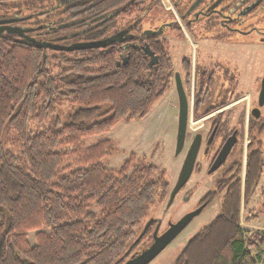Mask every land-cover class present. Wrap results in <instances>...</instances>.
<instances>
[{"label": "trees", "instance_id": "1", "mask_svg": "<svg viewBox=\"0 0 264 264\" xmlns=\"http://www.w3.org/2000/svg\"><path fill=\"white\" fill-rule=\"evenodd\" d=\"M4 2H24L32 15L48 9L37 8L34 0ZM161 4L90 0L63 25L70 12L42 15L61 26L36 39L56 45L101 42L128 31L126 40L104 48L58 52L18 34L0 35V264H125L153 243L158 223L149 222V209L169 199L166 175L135 154L120 170H108L101 162L114 155L113 144L85 148L83 142L121 122L146 118L172 88L169 41L152 33L162 27L182 32L180 25L174 18L143 26ZM193 11L178 13L186 22ZM196 70L194 116L200 119L218 106L207 103L213 81L200 66ZM183 71L190 91L192 59L185 58ZM65 106L73 112L64 120L59 112ZM45 124L50 125L34 128ZM248 149L244 179L240 154L199 205L207 207L224 194L221 213L188 241L174 264H259L251 251L263 249L264 231L247 237L241 216L260 186L264 152L253 144ZM75 157L82 168H63ZM261 206L259 216L264 201Z\"/></svg>", "mask_w": 264, "mask_h": 264}, {"label": "rangeland", "instance_id": "2", "mask_svg": "<svg viewBox=\"0 0 264 264\" xmlns=\"http://www.w3.org/2000/svg\"><path fill=\"white\" fill-rule=\"evenodd\" d=\"M190 0H161V10L156 13V10L147 14L148 18L143 26L146 29L150 26H159L160 21H171L176 19L182 30L180 36L184 40L178 39L174 31L165 29L160 37L167 39L171 48V58L173 60V70L180 72L181 61L183 58L192 59V86L190 91L185 88L188 94L192 109L189 114L188 132L186 136V144L182 152L176 156L177 134H178V114H179V98L176 92L175 85L164 96L162 100L157 102L151 113L142 120H134L131 122H121L118 126L108 131L106 134L97 135L86 138L83 142L85 148L97 146L100 142L110 141L113 144L114 155L104 159L101 163L108 170H120L126 160L132 154L137 155L140 159H146L148 165L157 166L160 172L164 173L170 183L172 191L179 179V173L183 167V162L188 154V150L197 134H202L203 139L208 136L211 126L217 118L223 122L228 132H232L238 128L240 132V145L237 151L230 157L229 162L219 171L214 174L207 173L211 162L202 157V151L196 160V168L193 171L190 181L175 197V201L168 206L169 199L163 203L153 205L149 209V220H161L159 232H165L170 223H177L182 217L191 214L199 208L203 198L209 193L215 192L216 183L219 182L225 170L232 163L236 162L240 154L243 160L242 178L245 176V167L247 163L248 146L253 144V147L259 149L261 147L264 152V107L261 109V118L254 120L251 114L252 109L258 107V98L260 87L264 77V43L259 42L258 33L250 35L248 40L252 41L251 46L236 47L232 46L230 50L223 51L222 56L216 58L215 53H211L208 58L209 47L215 43L214 35H209L208 41L204 40L203 36L213 32V27H218V20L207 21L206 24L198 22L193 25V33L198 35L197 39H193L188 33L185 20H182L178 10H184L190 5ZM249 1L247 4H249ZM259 2V0L257 1ZM171 3V4H170ZM172 9L166 10L167 7ZM199 5V4H198ZM197 5V6H198ZM179 6V8H177ZM194 6V5H193ZM189 12L192 10V7ZM169 15H168V14ZM196 13V11H195ZM198 15L197 13L195 16ZM244 16V15H243ZM242 16V17H243ZM197 17V16H196ZM264 17L261 11L246 14L243 18L248 26H258L261 19ZM173 21V20H172ZM196 22V21H194ZM206 25V26H205ZM237 26V24H234ZM227 28V27H225ZM228 30V29H227ZM220 29V37H229L231 32ZM237 36L242 35L236 31ZM182 37V38H183ZM213 48V47H212ZM213 50V49H211ZM232 54V55H231ZM215 59H219L215 62ZM215 64L223 65V72L219 74L220 81L211 86V99L207 102L210 106H218L211 114L196 119L194 116V99H195V82L193 81L198 66L203 70H208L209 66ZM209 71V70H208ZM225 77V79H224ZM235 80L231 86L223 80ZM225 88V89H223ZM222 94L219 95L220 92ZM220 96V97H219ZM69 107H63L59 116L64 120L68 114L72 113ZM50 124H45L42 127L35 126L34 128L42 129L49 127ZM254 125L253 132L251 127ZM259 128L263 129L262 133ZM252 132V133H251ZM205 140V139H204ZM203 147V146H202ZM202 150V148H201ZM67 171H75L82 168L79 158H69L66 160L64 167ZM224 194H218L215 201L205 207L204 211L193 219V222L187 226L182 233L176 237L171 244L160 253L150 264H174L178 259L187 243L194 235L199 233L206 225H209L217 215L221 213V205L224 201ZM264 201V173L260 182V186L254 195L250 198L248 207L242 212V229L245 230L247 237L264 231V214L260 215L261 205ZM259 217L258 220L248 221L252 216ZM148 220V221H149ZM36 233L32 232L28 235L31 245L36 242ZM251 253L256 257L260 264H264V247L260 251L252 250Z\"/></svg>", "mask_w": 264, "mask_h": 264}, {"label": "flooded vegetation", "instance_id": "3", "mask_svg": "<svg viewBox=\"0 0 264 264\" xmlns=\"http://www.w3.org/2000/svg\"><path fill=\"white\" fill-rule=\"evenodd\" d=\"M26 1H30V0H25V2ZM34 1H36V3L38 4L37 8H42V9L48 8V9H46V11H41L40 13H38L39 15L35 13L34 15H32L30 13L31 8L23 6L24 2L19 3V5L21 4V6H19L15 3L9 4L4 2V0H0V26L18 28L19 30L25 32L26 35L30 36L33 39H36L40 35H47L49 30L58 29V27L61 26L60 24H57L56 20L52 18H48L49 15L46 16H42V15L51 12H56V15L62 14L64 11L66 14L70 12L65 17V19L60 20V22L63 25L65 21L67 22L69 20V17L74 16L76 15V13H78L76 9L78 8V6L84 5L90 0H34ZM190 1H191L190 5L188 6V8H186L187 10H189L191 6L195 5V3L198 2L197 0H190ZM200 1L201 2L198 5V7L192 12L193 14L191 16L189 15L186 16L187 21L185 22V24L188 27L189 25L193 26L198 22L200 23L202 22L203 24H206L207 21L210 20L214 21L215 19L218 20L217 23L219 26L213 27L212 28L213 32L206 35V31L208 29H204L205 32L203 36L204 40L208 41L210 38L207 37L210 34L214 35L215 37L218 36L215 39V43L208 49V51H210L208 53L209 54L208 58L209 56L211 57V53H215L216 55L215 57L220 59V57L223 54V51L228 52L230 48H232V46H236L240 48L243 46H251L253 42L248 40V38H250V35H252L253 33H258V36L260 37L259 42L264 43V17L261 19L258 26L255 25L248 27H247V22L243 18L246 14H250L253 12L257 13V11H261L262 14L264 15V0H259V2H257L258 0H200ZM249 1L251 2L247 4ZM46 5H48V7H45ZM177 8H179V6H177ZM195 11L198 14L196 15L197 17L195 16L196 14ZM181 19L184 20L185 17L184 18L181 17ZM234 24H237V26H234ZM206 25L208 26V24ZM222 28L224 31L228 29L229 32H231L229 33L230 34L229 37H220L219 32L220 29ZM236 31H238L242 35V37L237 36L238 33ZM4 33H8L11 35L15 34V33H9L7 31H4ZM174 33H176L175 38L177 37L178 39L184 40V37L180 36V33L182 32H179L178 30H174ZM188 33L190 34V36H192L193 39H197L198 35H195L193 31L189 32L188 30ZM41 39L42 40H37V39L36 40L40 42H45V43L49 42L55 44L54 42H50L48 40L44 41L43 38ZM219 59L217 60L215 59V62H217ZM184 60L185 58H183L181 61L180 72L172 70L171 73L172 77L170 80L173 86L175 85V87L177 84L176 73H180L185 88V83H186L185 71H183ZM223 67L224 66L222 64L221 65L215 64L213 66L211 65L209 66L208 69L209 71L205 70L206 73L208 74V80L213 81L212 85L217 84L220 81L219 74L223 72L224 70ZM193 79H194L193 81H195V78ZM223 81L228 82L229 86L235 83L234 79L233 80L226 79ZM220 94H222V92H220L219 95ZM252 117L254 118L253 114ZM211 127L212 128L210 130V133L208 134V136L204 138L205 140L203 139L202 136L203 139L201 144L202 150L201 148L199 150L200 152L202 151L201 156L204 157L205 160L207 161L209 160L211 162L209 166V170L213 167V164L215 163L214 161L217 159V157L222 151V148L224 147L225 143L230 139V137L235 135L236 138L231 153L226 158L225 163L217 170L219 171L225 167V165L229 162L228 160L230 159V157L234 155V153L237 151L241 139L240 132L238 128H235V130L232 132H228L225 125H223V122L218 118L214 120ZM212 135H213L212 138L213 140L210 143L211 140L210 138L212 137Z\"/></svg>", "mask_w": 264, "mask_h": 264}, {"label": "water", "instance_id": "4", "mask_svg": "<svg viewBox=\"0 0 264 264\" xmlns=\"http://www.w3.org/2000/svg\"><path fill=\"white\" fill-rule=\"evenodd\" d=\"M198 2L195 3V5L192 7L193 11L195 7H197L198 4H200V0H197ZM190 11V12H191ZM164 30V27L160 29L158 32L152 33L155 36H159L162 34ZM4 31H7L9 33H15L18 34L22 39H25L26 41L33 43L36 45L38 48H43L47 49L50 48L55 51H70V50H82V49H89L93 47H98V48H104L105 46H108L110 44L116 43V41H124L126 38L123 39V36L127 34L128 31L121 32L116 34V36L105 39L104 41L101 42H93V43H88V44H78V45H71L70 47L63 46V45H56L53 43H45V42H40L37 41L36 39L31 38L30 36L26 35L25 32L19 30L18 28L14 27H8V26H0V35L4 33ZM150 34V33H148ZM146 53L149 55L151 58V61H155L154 59V54L151 52L149 47H146ZM176 90L179 98V120H178V134H177V147H176V156L182 152V150L185 147L186 144V136L188 132V124H189V114L192 109V105L190 103L188 94H186L184 84L182 82L180 73H176ZM260 94L258 98V107L253 109L251 114H253L255 120H258L261 118V109L264 107V77L263 81L261 84V89H260ZM216 131V130H215ZM212 137L210 138V143L212 142ZM235 135L230 137V139L225 143L224 147L222 148L221 153L217 157V159L214 161L215 163L213 164V167L209 170L208 173L214 174L215 171H217L224 163L226 158L229 156V154L232 151V147L235 142ZM193 143L190 146V149L188 150V154L184 160L183 167L179 173V179L174 187V189L171 191L170 196H169V203L168 206L171 205L175 201V197L180 193V191L185 187V185L190 181L191 176L193 175V171L196 166V160L198 158V155L200 153V148L202 144V134H197L194 139ZM205 205L199 207L197 210L192 212L191 214H187L184 217H182L177 223H170L169 228L163 232L162 234L159 233L160 226L162 224L161 220L158 219L149 221L150 223L152 222H157L158 226L155 230L154 234V241L150 246L140 252L134 255L131 259H129L125 264H150L152 261H154L157 257H159L160 253L164 251L170 244L171 242L178 237L182 231L189 226L192 222L193 219L200 215L204 209ZM149 223V224H150Z\"/></svg>", "mask_w": 264, "mask_h": 264}, {"label": "crops", "instance_id": "5", "mask_svg": "<svg viewBox=\"0 0 264 264\" xmlns=\"http://www.w3.org/2000/svg\"><path fill=\"white\" fill-rule=\"evenodd\" d=\"M171 4V3H170ZM172 6H173V4L171 5V7H167V9L166 10H169L170 11V9H172ZM260 264V263H259Z\"/></svg>", "mask_w": 264, "mask_h": 264}]
</instances>
